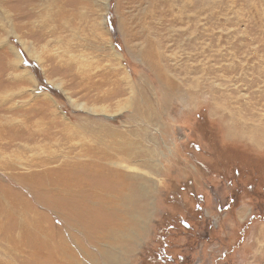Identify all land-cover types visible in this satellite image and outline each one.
Here are the masks:
<instances>
[{
	"label": "rangeland",
	"instance_id": "1",
	"mask_svg": "<svg viewBox=\"0 0 264 264\" xmlns=\"http://www.w3.org/2000/svg\"><path fill=\"white\" fill-rule=\"evenodd\" d=\"M2 1L0 83L10 78L0 87L4 106L19 112L25 95L47 93L59 120L83 114L129 134L127 155L111 162L141 180L144 206L118 220L109 239L81 240V264H264V233L260 244L252 235L264 224V0H61L74 3L56 21L48 17L54 0H33L22 24L12 17L14 0ZM149 49L156 58L144 56ZM153 62L172 84L157 78ZM69 74L94 76L98 96L62 93L55 83L67 90ZM24 75L37 82L18 83L15 77ZM108 78L118 79L123 96L104 98L107 85L100 81ZM69 98L106 108L105 114L73 107ZM33 143L23 144L32 147L29 159L44 154L34 155L39 147L63 146ZM6 179L0 191H16L14 180ZM22 190L29 200V190ZM5 194V204L28 213L15 201L18 194ZM117 207V215L127 210ZM46 214L43 223L55 231L62 222L61 234L68 238L71 230L56 212ZM0 217L5 227L12 225ZM71 234L86 239L75 229ZM241 237L247 250L238 256L232 245ZM9 245L1 233L0 255Z\"/></svg>",
	"mask_w": 264,
	"mask_h": 264
},
{
	"label": "bare ground",
	"instance_id": "2",
	"mask_svg": "<svg viewBox=\"0 0 264 264\" xmlns=\"http://www.w3.org/2000/svg\"><path fill=\"white\" fill-rule=\"evenodd\" d=\"M32 2L33 0H14L11 7L14 11L13 19L20 24L25 18L29 20L32 14ZM6 3L2 1L0 5ZM72 3L74 1L68 3L54 0L52 13L48 17L56 21L60 16H68L66 7ZM45 24L47 23L41 24L40 28H44ZM12 53L15 65L21 67V55L16 51ZM154 55L155 53L150 49L144 54L145 57L156 58ZM149 65L152 66L159 80H163L165 84H172L163 69L155 70V62ZM22 69L25 72L30 71L25 67ZM14 71L15 75L21 74L13 69ZM69 75L70 78L65 86L67 90H63L60 81L55 83L62 93L71 90L73 94H80L86 98L98 96L94 91L99 92L100 86L99 82L96 83V79H93L94 76ZM24 76L26 77L21 79L15 77V79H18V83L22 85H26V81L32 85L37 82L34 76ZM2 80L1 83L4 82V79ZM9 80L7 79L5 83ZM122 80L124 82L126 80L127 84L126 77ZM1 83L0 87H3L5 83ZM100 84L107 85V89L103 92L107 96L104 98L108 97L112 100L125 94V88L120 87L116 78L101 80ZM24 97L27 101H23L24 104L19 112H13L12 106L5 105V107L0 100V174L5 176L0 180V188L6 184V177L13 179L17 190L13 191L5 185L6 192L18 194L15 201L22 202L28 207L27 213L24 208L17 210V207L10 202L8 205L5 204L6 192L3 194L0 191V212L2 211L0 214L6 217L5 220L12 221V225L5 227L3 218L0 217V234L3 233L10 244L4 256L0 255V264H81L77 255V251L79 252L81 248L79 244H83L81 240H89L90 243L96 239H109L110 233L117 234L118 220H122L118 222L121 224L126 218L136 214L140 206H144L141 180L126 173L122 167L113 166L111 162L115 158H123L127 155L124 147L129 134L126 129L113 128L100 120L82 116L83 114L75 115L74 119H69L70 121L59 120L57 106L49 104L51 97L47 93L33 98H29V95ZM44 102L48 105L46 106L47 103ZM69 102L79 109L88 108L91 113L99 111L105 114L102 111H106V108L86 107V103H76L71 98ZM46 141L54 143L62 141V149L65 145L64 153L61 154L62 149L52 150L49 146L38 145L42 147H39L34 155L37 156V151L41 150L44 154L27 158L28 151L32 147L23 144L33 142L45 144ZM23 169L26 171H21ZM22 188L29 190V194L32 195L31 200L24 198ZM32 202L39 204L41 209L34 208ZM57 202L64 205L65 213L56 210L59 208ZM118 204L123 205L128 211L117 215ZM45 210L55 211L63 220V225L68 226L67 228L71 230L70 233L67 231L68 238L61 234L62 228L59 224L62 225V222L58 225L52 223L58 231L56 229L51 231L47 224L43 223L42 219H46L45 215H47ZM47 217L49 218L48 215ZM15 229H18L16 234ZM72 229L80 232L86 239H81L77 234L72 235ZM77 239H80V242ZM72 241H75L73 243L76 249L71 245ZM23 246H28L29 249L24 250ZM84 256L86 255H83V258ZM105 257H108L107 252Z\"/></svg>",
	"mask_w": 264,
	"mask_h": 264
},
{
	"label": "crops",
	"instance_id": "3",
	"mask_svg": "<svg viewBox=\"0 0 264 264\" xmlns=\"http://www.w3.org/2000/svg\"><path fill=\"white\" fill-rule=\"evenodd\" d=\"M239 207H241V206H239ZM236 214H237V217H238V213H236ZM254 217L255 216H251L250 218L251 219H254ZM258 217H260V216H258ZM263 233H264V224L263 223H261L259 225V227L258 228H255L254 231L252 232L253 238H256V240L258 241V244L261 243L260 237H262ZM241 242H242V244H241ZM243 242H244V238L243 237L239 238V242L236 245L235 244L232 245V252L231 253L236 252L238 256L239 255H242V254H245V251L244 250L247 248V245L245 247L243 245ZM223 255H225L224 252H223ZM238 256L236 257V260H238Z\"/></svg>",
	"mask_w": 264,
	"mask_h": 264
}]
</instances>
